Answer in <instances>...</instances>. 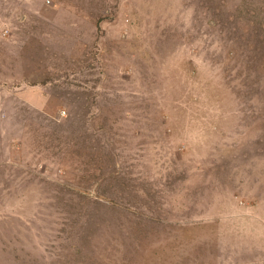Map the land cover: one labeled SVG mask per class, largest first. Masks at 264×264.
Listing matches in <instances>:
<instances>
[{"label": "rangeland", "instance_id": "1", "mask_svg": "<svg viewBox=\"0 0 264 264\" xmlns=\"http://www.w3.org/2000/svg\"><path fill=\"white\" fill-rule=\"evenodd\" d=\"M0 264H264V0H0Z\"/></svg>", "mask_w": 264, "mask_h": 264}, {"label": "trees", "instance_id": "2", "mask_svg": "<svg viewBox=\"0 0 264 264\" xmlns=\"http://www.w3.org/2000/svg\"><path fill=\"white\" fill-rule=\"evenodd\" d=\"M252 22H253V21H252ZM256 22H257V20L255 19L253 23L255 24Z\"/></svg>", "mask_w": 264, "mask_h": 264}]
</instances>
